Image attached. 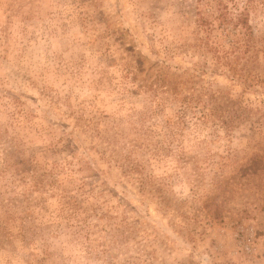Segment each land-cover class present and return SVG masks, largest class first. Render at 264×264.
I'll list each match as a JSON object with an SVG mask.
<instances>
[{"label": "rangeland", "instance_id": "obj_1", "mask_svg": "<svg viewBox=\"0 0 264 264\" xmlns=\"http://www.w3.org/2000/svg\"><path fill=\"white\" fill-rule=\"evenodd\" d=\"M205 1L0 0V264H264V0L227 66Z\"/></svg>", "mask_w": 264, "mask_h": 264}, {"label": "trees", "instance_id": "obj_2", "mask_svg": "<svg viewBox=\"0 0 264 264\" xmlns=\"http://www.w3.org/2000/svg\"><path fill=\"white\" fill-rule=\"evenodd\" d=\"M250 7V2L243 0H206L198 5L195 23L201 33L199 44L221 65L227 66L229 59L248 52Z\"/></svg>", "mask_w": 264, "mask_h": 264}]
</instances>
